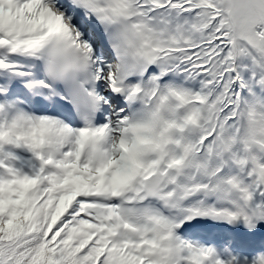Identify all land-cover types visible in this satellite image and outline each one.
<instances>
[{
	"label": "snow or ice",
	"instance_id": "obj_1",
	"mask_svg": "<svg viewBox=\"0 0 264 264\" xmlns=\"http://www.w3.org/2000/svg\"><path fill=\"white\" fill-rule=\"evenodd\" d=\"M0 264H264V0H0Z\"/></svg>",
	"mask_w": 264,
	"mask_h": 264
}]
</instances>
